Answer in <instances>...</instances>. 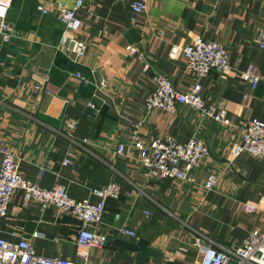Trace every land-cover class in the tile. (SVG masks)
Returning <instances> with one entry per match:
<instances>
[{"label": "crops", "instance_id": "obj_1", "mask_svg": "<svg viewBox=\"0 0 264 264\" xmlns=\"http://www.w3.org/2000/svg\"><path fill=\"white\" fill-rule=\"evenodd\" d=\"M58 1L74 6V0H14L9 21L15 37L5 43L0 35V165L4 151H12L27 179L47 189L65 185L77 201L98 203L95 189L122 186L125 194L109 199L91 226L108 241L88 249L87 264H197L198 233L241 247L264 227V159L233 154L240 126L253 119L264 123V49L256 40L264 0H142L144 12L134 11L131 0H86L77 14L88 49L78 61L56 49L64 31ZM196 36L228 47L230 73L199 79L184 55L171 57L173 45ZM251 65L261 78L256 89L246 72ZM76 72L93 83L84 85ZM155 73L183 92L200 82L207 105L224 111L229 123L188 105L173 113L149 109ZM165 136L181 144L197 136L209 146L195 182L145 175L135 142ZM67 158L71 164L65 166ZM211 172L218 179L207 189ZM81 226L68 212L42 211L23 190L0 216L2 238L28 239L38 255L73 261H84L77 243ZM121 227L136 236L118 235Z\"/></svg>", "mask_w": 264, "mask_h": 264}, {"label": "built area", "instance_id": "obj_2", "mask_svg": "<svg viewBox=\"0 0 264 264\" xmlns=\"http://www.w3.org/2000/svg\"><path fill=\"white\" fill-rule=\"evenodd\" d=\"M14 0H0V35L3 42L9 43L15 37V28L9 21V13ZM86 0H74V6L69 7L58 1L55 8L59 12V21L64 31L56 46L57 51L72 56L75 61L83 58L88 49L87 42L79 37L82 19L77 11L85 5ZM131 8L136 12H144L147 5L142 0H131ZM43 14H49V9L38 6ZM257 42L264 49V25L258 30ZM136 52L137 48L131 49ZM172 58L184 55L187 67L199 79L211 73L227 75L232 71L230 51L226 45L216 41H207L201 36L183 46L173 45L170 53ZM149 69V65H145ZM251 86L256 89L260 76L254 73L251 65L247 69ZM75 76L84 85L92 84V80L81 72ZM153 80L156 89L147 99L149 109H157L169 113L175 112L178 105H188L199 111L202 116H211L228 124L229 119L224 111L216 112L207 105L201 94L202 85L196 82L190 90L183 92L174 87L172 81L162 73H155ZM89 107L96 109L97 105L90 101ZM241 138L233 147L235 156L248 154L264 159V123L257 120L245 121L240 126ZM140 151V157L145 175L150 179L175 178L195 182V171L202 162L211 155L209 146L201 138L194 136L188 143L181 144L171 136L156 138L148 143L141 140L135 142ZM124 144L118 146L117 152L122 154ZM65 166L71 164L65 159ZM20 159L12 151H4L0 165V216H5L17 191L23 190L28 201L35 200L42 211L54 208L72 214L81 222L77 243L79 255L84 261H73L61 258H50L38 255L28 239L12 243L0 236V264H87V251L91 247H102L108 241V236L100 234L91 228L100 222L109 199H119L125 191L118 182H111L94 190L100 197L98 203L88 200L77 201L68 194L65 185H56L51 189L27 179L20 170ZM217 175L208 174L205 182L207 189H213L217 183ZM248 211L254 212L255 206L248 205ZM136 236L133 229L121 227L118 235ZM194 244L200 247L201 257L197 264H264V227L249 234L241 247H226L216 243L204 234L198 233Z\"/></svg>", "mask_w": 264, "mask_h": 264}]
</instances>
